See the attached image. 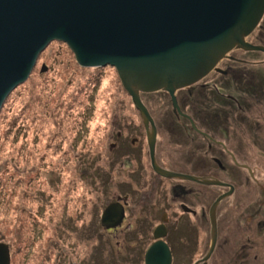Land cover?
I'll return each mask as SVG.
<instances>
[{"label":"flooded vegetation","instance_id":"obj_1","mask_svg":"<svg viewBox=\"0 0 264 264\" xmlns=\"http://www.w3.org/2000/svg\"><path fill=\"white\" fill-rule=\"evenodd\" d=\"M229 54L193 85L141 93L147 126L139 115L136 134L110 135L123 178L96 231L114 238V264H147L156 244L154 264H264V80Z\"/></svg>","mask_w":264,"mask_h":264},{"label":"rangeland","instance_id":"obj_2","mask_svg":"<svg viewBox=\"0 0 264 264\" xmlns=\"http://www.w3.org/2000/svg\"><path fill=\"white\" fill-rule=\"evenodd\" d=\"M262 23L264 16L250 44L264 47ZM229 56L240 72L264 80L263 52ZM157 107L151 104L153 114ZM137 116L113 67H81L58 41L44 49L0 109V242L11 264L115 263L114 238L96 231L123 178L110 135L136 134Z\"/></svg>","mask_w":264,"mask_h":264},{"label":"water","instance_id":"obj_3","mask_svg":"<svg viewBox=\"0 0 264 264\" xmlns=\"http://www.w3.org/2000/svg\"><path fill=\"white\" fill-rule=\"evenodd\" d=\"M263 16L264 0H0V109L58 41L81 67H113L147 126L141 93L193 85L234 50L264 53L247 41ZM148 138L153 152L154 133ZM118 217L109 205L102 224ZM156 246L147 250V264L156 262ZM0 264H11L2 242Z\"/></svg>","mask_w":264,"mask_h":264},{"label":"trees","instance_id":"obj_4","mask_svg":"<svg viewBox=\"0 0 264 264\" xmlns=\"http://www.w3.org/2000/svg\"><path fill=\"white\" fill-rule=\"evenodd\" d=\"M264 23L261 24L260 29L264 31Z\"/></svg>","mask_w":264,"mask_h":264}]
</instances>
